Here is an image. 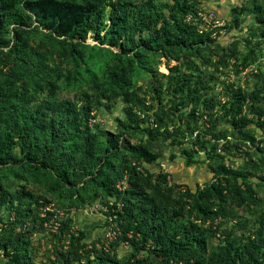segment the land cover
Here are the masks:
<instances>
[{"label":"rangeland","instance_id":"374dc122","mask_svg":"<svg viewBox=\"0 0 264 264\" xmlns=\"http://www.w3.org/2000/svg\"><path fill=\"white\" fill-rule=\"evenodd\" d=\"M178 1L174 8H170L174 0H150L153 7L146 0H135L134 5L143 8V16L156 12L169 20L170 30L177 25L170 21L171 15L190 25V33L185 32L190 36L184 43H178L173 49L159 42L148 48H137L130 41L124 54L122 47L127 36L121 32L112 44L106 32L109 6L103 18L104 28L99 34L88 31L83 38L59 35L26 7L18 6L25 22L21 27L22 39L27 44L25 55L10 50L15 17L1 16L0 70L3 72L0 76L9 73L18 76L14 89L21 94L13 105L20 114L29 115L46 103L66 99L78 107L85 105L88 98L84 95H92L99 88H110L109 71L134 56L131 89L145 99V108H132L140 117L143 113L147 115V122L132 133L119 126V122H127L125 110L129 107L119 96L101 99V104L90 108L87 127L92 132L121 134L131 144L139 143L146 140L142 129L156 125L153 113L164 111L161 129L166 128L173 136L165 142L158 137L154 146L160 151L159 157L150 163L141 162L139 168L155 175L165 174L167 181L192 191L214 182L220 167L233 171L243 191L240 196L243 203L239 207L229 205L233 216L214 220L212 225L222 229L239 222L243 228L236 234L248 235L264 216V0H185V4L184 0ZM128 22L132 25L131 32H135L138 18L130 17L123 25ZM131 32L128 37L135 36ZM142 34L141 39L135 38L136 43L147 40L150 34L162 40V35L153 29ZM20 66L25 70H19ZM173 67L176 71L170 70ZM174 72L199 80L205 86L207 99L213 101L210 114L214 120L210 121L204 114L197 131L190 137L186 135L187 123L192 122L187 114L189 108L177 110L171 101L163 109L150 98L153 89L165 83L164 76ZM49 82L54 97L48 93ZM175 129L178 130L174 133ZM13 154L22 156L18 147ZM89 176L81 173L73 178L68 174L67 180L58 183L60 175L52 169L47 173L35 166L23 167L22 163L0 166V186L16 199L10 205L0 206V243L4 242L8 250L17 246L31 264H62L58 253H67L77 245L81 246L80 264H98L105 254L115 255L121 261L127 259L132 249L128 243L118 242L120 228L109 215L114 200L99 189L86 187ZM124 187L125 178L116 183L118 190ZM20 192H30L32 197L21 199ZM60 223L68 224L64 233ZM17 236H21L20 241L16 240ZM21 241L23 245H19ZM3 254L0 249V264L6 261Z\"/></svg>","mask_w":264,"mask_h":264},{"label":"trees","instance_id":"16d2710c","mask_svg":"<svg viewBox=\"0 0 264 264\" xmlns=\"http://www.w3.org/2000/svg\"><path fill=\"white\" fill-rule=\"evenodd\" d=\"M134 1L0 0V25H3L1 16L15 17L12 28L14 42L10 50L17 53H24L27 46L22 39L21 27L25 22L19 14L18 6L21 9L26 7L40 22L45 21L46 26L55 33L70 35V38L75 35L83 38L88 31L99 34L105 26L103 18L106 7L109 6L106 32L112 44L117 42L121 32L127 36L128 39L122 47L123 54L130 41L137 48H148L152 43L159 42L160 45L173 49L190 36L185 35V32L190 33V25L175 19L176 15L170 16V21L177 23L170 30L167 28L169 20L161 18L156 12L143 16V8L135 7ZM145 3L153 7L150 0ZM178 4L179 1L174 0L170 8ZM165 7L166 5L162 9ZM187 11L183 13L186 14ZM128 16L132 19L138 18L134 25L135 32H131L133 29L129 22L123 25L129 19ZM150 29L159 32L162 40H158L159 36L150 34L147 40L136 43L135 38L141 39L142 32ZM129 32L130 35L135 33V36L128 37ZM165 54L169 56L168 52ZM174 58L178 60L177 56ZM133 63L134 56L125 64L119 63L118 67L110 70V88H99L92 95H84L89 99L85 105L78 107L70 99H66L60 103H46L29 115L20 114L19 109L13 105L21 94L14 89V81L18 76L14 77L15 73L0 76V166L22 163L23 167L35 166L39 171L47 173L48 169H52L60 175L61 180L58 183L67 180L68 174L73 178L81 173L90 175L85 180L86 187L99 189L101 193L113 198L109 215L120 228L118 242H126L132 249L131 255L124 261L115 255L105 254L100 257L103 259L98 264H264V216L253 232L248 231V235L236 234L243 228L239 222L222 229L212 225L214 220L226 218L230 214L233 216L229 205L239 207L243 203V198L240 197L243 191L236 183L233 171L220 167L214 182L192 191L167 181L165 174L155 175L139 168L141 162L150 163L159 157L160 151L154 146L158 137L165 142L173 136L166 128L161 129L165 118L164 111L153 113L156 125H147L142 129L146 140L139 143L131 144L121 134L92 132L87 127L86 119L90 108L101 104V99L110 100L119 96L129 104L125 110L127 122H119V126L132 133L147 122V115L143 113L140 117L132 108H145V99L131 89L130 74ZM175 69L173 67L170 70L176 71ZM19 70H25L24 66H20ZM2 72L0 70L1 74ZM164 77L165 83L155 87L150 98L156 106L163 109L165 103L171 101H174L177 110L189 108L187 114L192 122L187 123V136L190 137L197 131L204 114L208 115L210 121L214 120L210 114L214 107L213 101L207 99L205 86L199 80L194 81L191 76L185 77L175 72ZM48 85V93L54 97L52 84L49 82ZM196 110H201L202 113ZM169 111L173 114L172 110ZM16 147L22 156H14L13 150ZM124 178L126 187L118 190L116 183ZM28 196H31L30 192L18 194L21 199ZM14 200L16 199L11 198L0 186V206L10 205ZM35 200L39 204L38 199ZM60 225L61 233H64L68 224ZM80 237H83V233ZM20 239L21 236L16 237L17 241ZM19 245H23L22 241ZM0 249L6 259L3 264H31L17 246L8 250L3 242L0 243ZM80 249L81 246L77 245L67 253L60 251L58 254L62 264H80Z\"/></svg>","mask_w":264,"mask_h":264}]
</instances>
